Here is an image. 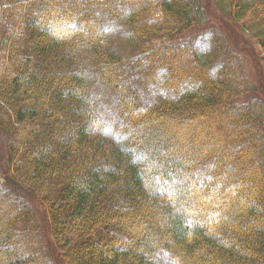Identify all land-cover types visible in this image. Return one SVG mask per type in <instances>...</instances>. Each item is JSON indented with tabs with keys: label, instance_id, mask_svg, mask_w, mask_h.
<instances>
[{
	"label": "trees",
	"instance_id": "1",
	"mask_svg": "<svg viewBox=\"0 0 264 264\" xmlns=\"http://www.w3.org/2000/svg\"><path fill=\"white\" fill-rule=\"evenodd\" d=\"M3 1L0 197L17 207L0 203V264H264V109L236 50L198 51L201 1ZM234 2L264 31V0ZM208 120L245 146L186 154L164 131ZM190 180L217 197L197 207Z\"/></svg>",
	"mask_w": 264,
	"mask_h": 264
},
{
	"label": "rangeland",
	"instance_id": "2",
	"mask_svg": "<svg viewBox=\"0 0 264 264\" xmlns=\"http://www.w3.org/2000/svg\"><path fill=\"white\" fill-rule=\"evenodd\" d=\"M143 1L144 0H140V3H143ZM200 1L207 21V25H205L203 29L204 31L208 29L209 33H205V36L198 41V51H200V53L203 55H213L214 45L217 43L219 45H229L234 50H236L244 67L247 84L249 85L250 89L245 98H247V100H252L251 102H253L258 107L259 111L260 109H264V46H262L261 44V40L264 37V31L253 18V12L247 10L241 18H238L235 14L236 11L234 7V0ZM2 3H4V1L0 0V6ZM50 14L47 12H43V19L41 20V24L43 23L46 26L49 24L48 29L52 34L58 33L59 28L63 30L72 27V23L67 22L64 16L58 15L54 17V15L51 16ZM51 19L55 21V24L59 23V28H56L55 25H52V23L54 22H52ZM198 28H202V26ZM192 31L195 33L201 30L194 29ZM204 31L202 32L204 33ZM3 36H6V34ZM3 36L1 35V38ZM172 59H180L185 63V59L177 54H173ZM165 123L166 124L164 125L166 126H164V131L167 132V129H169V126H171L170 133L172 135L178 136L183 144L182 150L186 154H188L189 151L193 152V149H195L196 147L200 148L203 153L208 152L212 154L215 152L217 144L221 145V147L224 149H227L226 146L228 145L233 148L245 146L244 143L238 146L239 143L229 141L232 133L230 130L225 129L221 126L220 120H215L214 122L208 120V123L206 121V124H194L191 127H186L184 129L180 128L181 130H178L179 125L177 123H170L168 121ZM2 146H4V142L0 132V173L3 171V167L5 165V156L2 152ZM177 157L179 158V160L181 159L182 161H184V158H182L181 156ZM238 158V156H233L232 154L229 155V161L238 160ZM250 162V160H248L247 162L242 161V166L239 171L241 172L243 168H247L248 166H250ZM229 180L230 182H232L231 179ZM249 180L251 181L250 178L248 179L243 175L240 176V178H238L239 187L240 185H246V187H248L247 185H249ZM190 181L188 183L190 198L197 207L200 206V208H202V206H204L202 205L203 203L207 205L210 196L212 198H214V196L217 197L216 194L218 193V190H215V194L212 193L211 195L205 193L200 194L197 186L194 184V181ZM155 183L158 184L157 180L155 181ZM167 187L168 185L162 186L160 191L167 192ZM243 191L245 192L244 194H242L245 197H248L249 193L247 192V188ZM239 197L240 196H237L236 194V196H233V200L237 202V200H239ZM5 202L6 199L0 197V203L7 207L5 209V212H2V214L8 215L10 209L16 208L17 205L15 204V202H9L10 205ZM183 205L184 204L180 201L179 208L181 210L184 209ZM185 212L189 215H193V219L197 216L196 211L190 208ZM44 234L45 238L48 239L49 235L46 229L44 230ZM157 262L158 264H169L171 262H174V259L168 252H164L158 256Z\"/></svg>",
	"mask_w": 264,
	"mask_h": 264
}]
</instances>
